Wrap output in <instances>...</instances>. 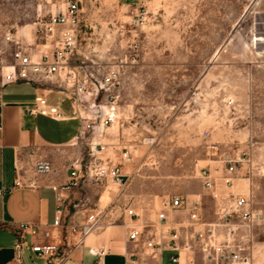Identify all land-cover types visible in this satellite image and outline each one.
I'll return each mask as SVG.
<instances>
[{"label": "rangeland", "instance_id": "rangeland-1", "mask_svg": "<svg viewBox=\"0 0 264 264\" xmlns=\"http://www.w3.org/2000/svg\"><path fill=\"white\" fill-rule=\"evenodd\" d=\"M58 2L0 0V48L8 55L4 36L10 33L35 59L39 50L52 49L56 37L42 47L34 24L55 14ZM136 3L82 0L71 62L75 77L68 81L61 73L49 88L60 87L70 97L78 83H86L82 104L90 107L106 106L113 97L115 122L86 134L81 144L87 151L90 142L99 144V157L114 165L128 152L126 187L142 207L152 202L159 209L174 195H204L200 172L221 171L220 153L244 155L243 173L222 191L247 198L253 221L236 223L228 241L244 246L250 264H264V0H146L142 8ZM111 70L119 73V85L101 90ZM121 189L111 181L89 187L87 208L97 209L100 196L99 209L105 208ZM118 215L106 227L121 225ZM113 238L123 241L124 234ZM224 240L220 232L217 241ZM181 263L211 264L199 253Z\"/></svg>", "mask_w": 264, "mask_h": 264}, {"label": "built area", "instance_id": "built-area-1", "mask_svg": "<svg viewBox=\"0 0 264 264\" xmlns=\"http://www.w3.org/2000/svg\"><path fill=\"white\" fill-rule=\"evenodd\" d=\"M130 1V0H126ZM146 0H137L135 7L142 8ZM82 0H59L55 4L56 12L48 17L38 19L35 22L37 37L44 41L46 46L48 39L56 37L55 45L50 50H39L38 59H35L33 51L23 45V43L7 34L4 36V44L10 45L11 49L7 55V49L0 48V88L5 85L25 82L39 84L41 81L60 77L61 73L68 76V81L75 75V67L71 64L74 54L78 49L77 28L81 12ZM9 57V60H8ZM119 73L111 70L100 81L101 90L114 89L119 85ZM69 83V82H68ZM70 93V100L75 107V118L80 122L81 129L79 138L82 139L86 134L92 136L100 128L112 125L115 122V100L113 97L106 103V106L92 105L95 110L91 115H86L92 107L83 106L86 83H78ZM106 109V112L104 110ZM102 110V115L100 114ZM32 115H40L53 120L63 119L60 110L49 105L44 96H36L33 106L27 109ZM2 125L0 123V131ZM92 151L98 152L100 145L90 142ZM210 149L216 152V147ZM217 155V153H215ZM219 161L222 170L204 169L198 178L202 181L203 189L210 193L213 201L218 203V221L211 225L208 230L198 233L191 241L188 238L184 243H180L181 237L176 230L162 234L151 231L141 221L140 216L133 209H125L123 212L130 223L126 225V241L135 246H141L147 251L148 256L155 261L165 258L166 264H179L180 253L182 251H192L194 243L200 246L204 259L211 264H250L248 257H243L245 248L241 244L234 245L228 241L229 237L235 236L234 226L242 223L248 226L253 221V211L249 200L243 196L233 193H224L225 189L233 188V181L243 173L245 163L244 155H234L228 152L219 154ZM131 161L128 152L121 157L119 165H102L94 160L86 164L74 163L68 167V181L60 187H52L56 196V210L52 224L47 228H41L33 224H20L16 229L17 241L14 246L15 264H22V254L24 250L44 259L47 264H64L72 251L83 246L84 241L100 227V214L87 215L82 223L74 220V215L69 214L67 201L70 194L81 188L84 183L96 189L104 188L109 181L114 185L124 188L127 185L128 177L123 175L121 168ZM52 172V166L48 161L39 160L34 165V173L38 176L48 175ZM15 187L19 183L15 182ZM0 188V197L10 191ZM68 195V196H67ZM185 206V199L180 196L172 197L162 203V209L156 217L158 224L166 221L167 213L177 211ZM199 204L193 205V213L190 220H198ZM220 232L223 233L224 241H217ZM96 257L95 264H102L103 252L89 251Z\"/></svg>", "mask_w": 264, "mask_h": 264}, {"label": "crops", "instance_id": "crops-1", "mask_svg": "<svg viewBox=\"0 0 264 264\" xmlns=\"http://www.w3.org/2000/svg\"><path fill=\"white\" fill-rule=\"evenodd\" d=\"M51 80L46 79L39 84L18 82L0 88V188L11 189L0 197V264H15L16 229L20 224L29 223L41 228L52 224L57 206L52 187L67 183L70 165L77 162L84 165L92 160L102 165L115 164L111 159L99 157L101 152L92 151L90 144L88 151L83 148L79 138L81 124L75 118V107L69 95L60 87L49 88ZM53 94L57 95L56 102L50 100ZM36 96H44L49 105L57 107L63 119L53 120L28 113L27 109L33 106ZM39 160L51 164L50 174L35 175L34 165ZM124 169L121 168L122 173ZM15 182L19 183L18 187L14 186ZM200 184L202 186L201 180ZM87 189L89 185L84 183L81 188L70 194L67 201L68 212L74 215L77 223H82L87 215L98 212L97 214L102 216L100 227L85 239L83 246L72 251L64 264H95L97 258L89 253L90 250L104 253L102 264H166L164 257L159 261L152 260L141 246L126 241L125 226L130 221L124 217L123 212L127 208L133 209L147 228L156 233L160 232L163 237H166L169 231L176 230L181 237V244L187 238L192 241L198 233L205 232L218 221V203L212 200L210 193L203 189V186L204 195H193L190 198L180 196L185 199V206L180 210L168 212L166 221L161 224L157 223L156 217L162 209V204L159 209H155L152 202L142 207L128 194L129 187L122 188L103 209H99L102 197H98L95 204L98 208L93 212L87 208L90 202V198L85 194ZM176 196L179 195L172 197ZM195 203L199 204L198 220L192 221L190 215ZM117 213L122 219L121 225L106 227L109 217ZM115 234L119 237L124 234L123 241L114 240ZM193 244L192 251L180 253L179 264H182L183 260L192 262L198 253L203 261L205 260L200 246L194 241ZM22 264L47 262L29 250H24Z\"/></svg>", "mask_w": 264, "mask_h": 264}, {"label": "bare ground", "instance_id": "bare-ground-1", "mask_svg": "<svg viewBox=\"0 0 264 264\" xmlns=\"http://www.w3.org/2000/svg\"><path fill=\"white\" fill-rule=\"evenodd\" d=\"M257 40V38H255V40L254 41H256ZM254 44V43H253Z\"/></svg>", "mask_w": 264, "mask_h": 264}]
</instances>
